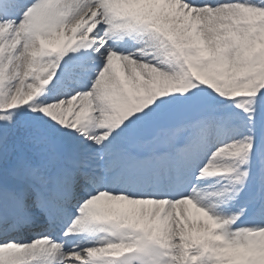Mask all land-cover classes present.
I'll use <instances>...</instances> for the list:
<instances>
[{
  "label": "snow or ice",
  "instance_id": "6c2138e0",
  "mask_svg": "<svg viewBox=\"0 0 264 264\" xmlns=\"http://www.w3.org/2000/svg\"><path fill=\"white\" fill-rule=\"evenodd\" d=\"M0 264H264V0H0Z\"/></svg>",
  "mask_w": 264,
  "mask_h": 264
}]
</instances>
